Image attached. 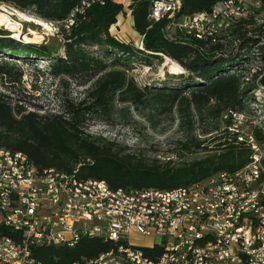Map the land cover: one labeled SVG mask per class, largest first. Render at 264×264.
Returning a JSON list of instances; mask_svg holds the SVG:
<instances>
[{"label": "trees", "instance_id": "1", "mask_svg": "<svg viewBox=\"0 0 264 264\" xmlns=\"http://www.w3.org/2000/svg\"><path fill=\"white\" fill-rule=\"evenodd\" d=\"M221 1L225 0H180L178 17L209 12ZM247 1L251 5L247 17L223 32L220 43L210 44L180 32L165 37V20L149 19V0H132L126 8L115 0H0V5L55 25L63 49V55L55 56L48 45H23L0 29V57L48 61L47 75L60 87L71 81L85 88L80 100L62 98L59 113L26 112L0 94V149L25 155L38 172L76 171L80 179L104 182L111 190L170 191L219 173L235 174L249 163L252 153L247 141L239 142V134L230 131L233 116L245 113L250 87L242 64L246 52L264 39V26H258L253 15L264 11V0ZM127 11L133 30L141 37V49L110 33ZM161 57L191 75L185 86L147 88L129 75L135 62L148 67ZM0 69L1 77L8 75L5 65ZM148 104L160 114L177 116L183 137L175 143L176 161L150 159L83 132L86 121L106 122L117 105L137 108ZM251 134L264 152V131L255 127ZM198 152L204 157L183 161V155ZM2 237L19 239L0 225ZM118 245L82 236L72 248L40 246L31 248L30 254L36 264H82L116 252ZM142 252L151 260L160 255L158 248H143Z\"/></svg>", "mask_w": 264, "mask_h": 264}, {"label": "built area", "instance_id": "2", "mask_svg": "<svg viewBox=\"0 0 264 264\" xmlns=\"http://www.w3.org/2000/svg\"><path fill=\"white\" fill-rule=\"evenodd\" d=\"M149 2L165 37L180 32L210 44L251 9L247 0H225L178 17L180 0ZM246 141L252 153L240 171L170 191L111 190L76 171L38 172L25 155L0 149V225L19 235L0 238V264H36L31 248H72L82 236L119 244L82 264H264V152ZM143 248L160 255L151 260Z\"/></svg>", "mask_w": 264, "mask_h": 264}, {"label": "rangeland", "instance_id": "3", "mask_svg": "<svg viewBox=\"0 0 264 264\" xmlns=\"http://www.w3.org/2000/svg\"><path fill=\"white\" fill-rule=\"evenodd\" d=\"M132 0H124L123 8ZM14 14L17 12L25 17L34 18L29 13H20L12 7L0 5V9ZM1 11V10H0ZM255 16L256 24L264 26V11ZM123 15L119 18L122 19ZM19 23V36L14 38V34L8 30L12 39L23 45H48L55 51V56L63 55L62 41L57 35L58 29L55 25L46 23L45 27L37 24L19 20L16 16L11 17ZM125 19V18H124ZM129 23L120 21L122 30L117 36L124 35L125 40H130ZM124 30V31H123ZM253 34V33H251ZM23 36L31 39H37L38 43L23 42ZM133 46L141 49L142 45L137 43V37L133 38ZM36 41V42H37ZM259 46H264V39L257 40L248 50L247 59L242 64L244 67L243 75L245 81L248 80L249 91L246 97L245 113L235 115L231 131L238 133L239 137L247 140L252 136L253 128H259L264 131V50L259 51ZM264 48V47H262ZM230 56L229 52H225ZM262 55V56H260ZM170 60V59H169ZM171 61V60H170ZM173 62V61H171ZM175 63V62H173ZM5 65L8 75L0 76V94L8 96L10 102L17 103L26 112L59 113L62 105V98L77 101L83 98L85 88L76 86L71 81H65L66 85L60 87L57 80L47 75L48 61L41 59L9 58L0 57V68ZM166 60L161 57L160 60H153L151 66L134 63V69L129 73L135 82L140 86L152 87H183L187 83L190 74L181 66L183 73L175 76L169 73ZM1 72V69H0ZM19 80L15 84L12 81ZM198 82V81H197ZM84 133L92 137H101L108 141L130 148L132 151L140 152L150 159L160 161L173 160L175 157V143L183 137V131L177 128V116L160 114L149 104L134 108L132 106H115L112 115L106 122L95 119L86 121L83 129ZM204 157L201 152L183 155V161L198 160ZM179 162V161H178ZM133 244H143L144 241L133 238Z\"/></svg>", "mask_w": 264, "mask_h": 264}, {"label": "bare ground", "instance_id": "4", "mask_svg": "<svg viewBox=\"0 0 264 264\" xmlns=\"http://www.w3.org/2000/svg\"><path fill=\"white\" fill-rule=\"evenodd\" d=\"M0 28H3L5 30H8L10 32H12L14 34V38L19 36V23L17 21H14L11 17L12 16H16L19 20L25 21V22H30V23H34L37 24L41 27H45L44 22H42L41 20L36 21L32 18L29 17H25L23 14H19L17 12H14V14H11L9 12H7L4 9H0ZM37 39H31L27 36H23V42L26 43H38ZM164 59L166 60V65L169 69V73L171 75H175L178 76L180 74L183 73L182 69L176 64L171 62L169 59H167L166 57H164Z\"/></svg>", "mask_w": 264, "mask_h": 264}, {"label": "crops", "instance_id": "5", "mask_svg": "<svg viewBox=\"0 0 264 264\" xmlns=\"http://www.w3.org/2000/svg\"><path fill=\"white\" fill-rule=\"evenodd\" d=\"M123 1L124 0H115V2H117V3L121 4V5L124 4ZM121 20H124V23H129V25H130V29H126V28L124 29L125 31L130 30V33L131 34H128L130 36V38H131L130 40H125L124 39V35L117 36V35H119V33H122V30H117V28H120V21ZM115 30H117V34L115 33ZM110 33H111L112 36H114L120 42H123L125 44H131V45H133V43H132L134 41L133 38L137 37V43H140V45H142V43H141V37L133 30L132 19H131L130 14H129L128 11L126 12V14L123 15L122 19H120L118 17L116 25H114V26H112L110 28Z\"/></svg>", "mask_w": 264, "mask_h": 264}]
</instances>
